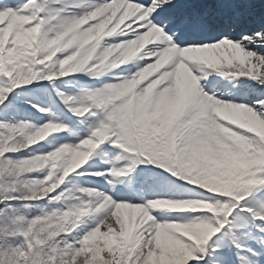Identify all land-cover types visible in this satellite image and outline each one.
I'll return each instance as SVG.
<instances>
[{
  "label": "snow or ice",
  "instance_id": "obj_1",
  "mask_svg": "<svg viewBox=\"0 0 264 264\" xmlns=\"http://www.w3.org/2000/svg\"><path fill=\"white\" fill-rule=\"evenodd\" d=\"M42 2L0 0V264H264V0ZM40 81L76 125L11 116Z\"/></svg>",
  "mask_w": 264,
  "mask_h": 264
},
{
  "label": "rangeland",
  "instance_id": "obj_2",
  "mask_svg": "<svg viewBox=\"0 0 264 264\" xmlns=\"http://www.w3.org/2000/svg\"><path fill=\"white\" fill-rule=\"evenodd\" d=\"M66 2L70 3L71 0H66ZM40 6H44L42 0H39L38 8ZM38 8H37V12H38ZM66 13H64V15H66ZM38 14L48 15L47 8L45 9V12L43 13L38 12ZM60 22L61 21H52L48 25L49 30H55L59 26ZM84 78H88V77L82 74H75V76L73 75L64 78L61 81H58L56 87H58L60 90L64 91L68 95L76 96L77 101H79L80 99L83 98L84 90L86 87H98L99 83L102 82V81H93V80L85 82L83 80ZM104 79L107 80L108 77L106 76L104 77ZM48 93L49 95L47 96ZM11 99L14 102V106L10 108V113L11 116L15 117V119L17 120L30 121L33 123L34 126L43 125L49 121H63L65 123H71L72 125H76L78 123V118L74 116L64 105L60 96L57 95L53 84L50 82L40 81V82H36L34 85L27 86L24 89H17L15 90V93L13 94ZM31 105H36L38 108L49 109L50 112L48 113V115H45L41 111L35 112L32 110ZM74 106H80V105L77 102ZM59 135L67 136V133H61ZM71 142L75 143L76 141L73 138ZM29 151L42 153V152L51 151V149L48 147L47 144L44 145L38 144ZM132 155L133 154H127V156L129 157H131ZM94 162L98 163V161H89V163H94ZM119 163L120 161H117L115 159L112 160L113 166L118 167ZM106 167L107 165H100L97 170L103 171ZM139 167L144 168V167H157V166L141 164ZM119 170H123V169H119ZM34 175L42 176L43 172H38ZM68 180L71 183L69 184L67 191L64 193V196L66 202L69 204L79 202L81 199L87 200L86 198H84L82 192L76 190L79 185H83V186L85 185L92 188L95 187L100 188V186H98V181H102V183L105 184L103 179H100L96 176L77 177L75 173L70 174ZM120 195H123V193L118 192L117 194L118 198ZM40 202H43V204H45V206L47 207L60 206V205H50L47 200ZM231 264H236L234 258L232 259Z\"/></svg>",
  "mask_w": 264,
  "mask_h": 264
},
{
  "label": "bare ground",
  "instance_id": "obj_3",
  "mask_svg": "<svg viewBox=\"0 0 264 264\" xmlns=\"http://www.w3.org/2000/svg\"><path fill=\"white\" fill-rule=\"evenodd\" d=\"M96 2L97 3H99V2H102V0H96ZM79 10L78 9H73V10H71L69 13H66V15H64V16H71V15H74V14H76L77 12H78ZM62 19H63V17H62ZM114 71H116V72H119L120 70L118 69V70H114ZM73 76V75H72ZM74 76H75V74H74ZM85 82H87V81H90V79L89 78H84L83 79ZM49 95V93L47 94V96ZM36 106V105H35ZM31 107H33V105H31ZM37 107V106H36ZM38 112V111H37ZM97 170V169H96ZM96 170H94V171H96ZM92 177H95V175H91ZM99 183L100 182H102V181H98ZM85 186V185H84ZM85 187H89V186H85ZM89 188H92V187H89ZM95 188H97V187H95ZM83 194V193H82ZM84 198H86L87 200H91L92 198H88V197H84Z\"/></svg>",
  "mask_w": 264,
  "mask_h": 264
},
{
  "label": "trees",
  "instance_id": "obj_4",
  "mask_svg": "<svg viewBox=\"0 0 264 264\" xmlns=\"http://www.w3.org/2000/svg\"><path fill=\"white\" fill-rule=\"evenodd\" d=\"M40 203V206L41 207H44L45 206V204H43V202H39ZM35 214V213H34Z\"/></svg>",
  "mask_w": 264,
  "mask_h": 264
}]
</instances>
